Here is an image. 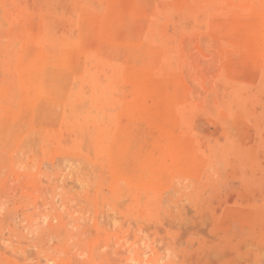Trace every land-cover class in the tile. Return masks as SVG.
I'll use <instances>...</instances> for the list:
<instances>
[{"label":"rangeland","instance_id":"rangeland-1","mask_svg":"<svg viewBox=\"0 0 264 264\" xmlns=\"http://www.w3.org/2000/svg\"><path fill=\"white\" fill-rule=\"evenodd\" d=\"M0 264H264V0H0Z\"/></svg>","mask_w":264,"mask_h":264}]
</instances>
